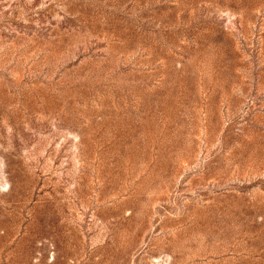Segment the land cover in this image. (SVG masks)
Masks as SVG:
<instances>
[{
    "label": "rangeland",
    "instance_id": "obj_1",
    "mask_svg": "<svg viewBox=\"0 0 264 264\" xmlns=\"http://www.w3.org/2000/svg\"><path fill=\"white\" fill-rule=\"evenodd\" d=\"M0 264H264V0H0Z\"/></svg>",
    "mask_w": 264,
    "mask_h": 264
}]
</instances>
